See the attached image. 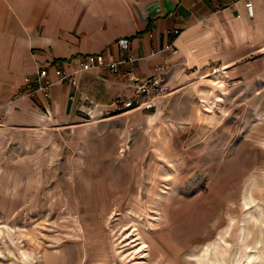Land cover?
<instances>
[{
    "label": "rangeland",
    "instance_id": "374dc122",
    "mask_svg": "<svg viewBox=\"0 0 264 264\" xmlns=\"http://www.w3.org/2000/svg\"><path fill=\"white\" fill-rule=\"evenodd\" d=\"M260 70L198 74L152 110L0 126V264H264Z\"/></svg>",
    "mask_w": 264,
    "mask_h": 264
},
{
    "label": "crops",
    "instance_id": "0c3cea01",
    "mask_svg": "<svg viewBox=\"0 0 264 264\" xmlns=\"http://www.w3.org/2000/svg\"><path fill=\"white\" fill-rule=\"evenodd\" d=\"M252 2L253 19L245 0H0V126H32L41 118L78 123L88 117L87 99L97 105L93 116L116 108L130 92L121 73L80 74L53 86L50 99L27 96L25 79L45 68L54 81L57 67L70 71L88 55L118 61L122 38L131 41L138 78L161 67L171 96L212 69L236 70L239 82L257 78L264 0Z\"/></svg>",
    "mask_w": 264,
    "mask_h": 264
},
{
    "label": "built area",
    "instance_id": "2783aa9c",
    "mask_svg": "<svg viewBox=\"0 0 264 264\" xmlns=\"http://www.w3.org/2000/svg\"><path fill=\"white\" fill-rule=\"evenodd\" d=\"M247 15L254 18V4L252 0H245ZM178 34V31H175ZM117 45L120 50L118 61H107L104 55H88L81 58L76 67L70 71L59 67L55 70L56 80H52L47 69H39L32 76L25 79L28 86L27 96L35 97L42 95L45 99L51 98L53 86L60 83L74 82L78 75L96 70H106L111 74H123L130 92L115 101L114 107L124 111L152 110L156 108L155 99L166 98L170 93L167 75L161 67L154 70V74L145 81H141L135 73V66L138 61L131 54V41L127 38L119 39ZM123 67L125 68L123 70ZM86 111L89 118L93 116L97 105L87 99Z\"/></svg>",
    "mask_w": 264,
    "mask_h": 264
},
{
    "label": "bare ground",
    "instance_id": "6f19581e",
    "mask_svg": "<svg viewBox=\"0 0 264 264\" xmlns=\"http://www.w3.org/2000/svg\"><path fill=\"white\" fill-rule=\"evenodd\" d=\"M254 258H256L255 255H250L246 258V264H252V262L254 261Z\"/></svg>",
    "mask_w": 264,
    "mask_h": 264
}]
</instances>
